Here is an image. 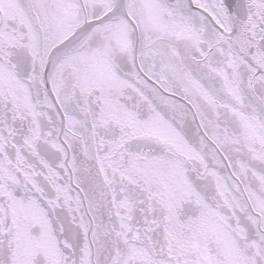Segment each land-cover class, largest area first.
<instances>
[{
  "label": "snow or ice",
  "instance_id": "6c2138e0",
  "mask_svg": "<svg viewBox=\"0 0 264 264\" xmlns=\"http://www.w3.org/2000/svg\"><path fill=\"white\" fill-rule=\"evenodd\" d=\"M0 264H264V0H0Z\"/></svg>",
  "mask_w": 264,
  "mask_h": 264
}]
</instances>
